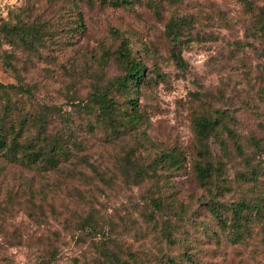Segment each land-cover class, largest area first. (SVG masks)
<instances>
[{
    "label": "rangeland",
    "instance_id": "obj_1",
    "mask_svg": "<svg viewBox=\"0 0 264 264\" xmlns=\"http://www.w3.org/2000/svg\"><path fill=\"white\" fill-rule=\"evenodd\" d=\"M171 18L185 20L177 39L166 29ZM22 20L40 35L29 47L0 31V80L24 82L32 100L62 108L52 127L73 132L96 170L80 163L79 174L41 177L0 158V264H105L111 251L124 257L127 248L148 258L185 250L194 264H264V205L232 242L204 202L212 194L224 204L262 194L264 203V179L252 185L239 177L250 164L264 166V0H0V26ZM121 37L152 78L137 93L147 118L138 143L145 147L133 135L107 140L98 130L87 132L86 113L76 105L92 83L120 72L105 55ZM3 51L15 70L5 66ZM215 108L230 114L233 133L219 131L224 151L210 139L225 177L219 181H227L211 194L192 171L190 118ZM172 145L185 153L180 168H158L137 184L125 173L121 157L130 147L148 159ZM30 184H42L48 197L39 208L31 207ZM149 196L166 208L147 203ZM88 213L107 231L104 245L102 232L80 226Z\"/></svg>",
    "mask_w": 264,
    "mask_h": 264
},
{
    "label": "trees",
    "instance_id": "obj_2",
    "mask_svg": "<svg viewBox=\"0 0 264 264\" xmlns=\"http://www.w3.org/2000/svg\"><path fill=\"white\" fill-rule=\"evenodd\" d=\"M101 3L120 5L129 0H99ZM248 3V0H242ZM154 2V1H153ZM77 20L80 30L83 29L82 18L77 12ZM181 19L183 17H180ZM184 19L178 22L174 18L166 22V29L173 39H177L180 26ZM0 31L12 42L18 41L29 47H34V41L39 37V30L35 24L3 23ZM3 61L7 68L15 70L10 61V56L3 51ZM111 60L120 69V72L109 76L104 81H96L91 84L90 90L80 103L76 104L80 110L86 113V131L98 130L107 140H115L121 135H133L134 143L144 146L139 138H145L146 132L143 126L146 121L144 110L139 107L137 93L140 84L150 82L151 75L144 72V63L137 57L128 44L125 37H121L113 50L105 55V59ZM264 99V88L261 90ZM32 88L24 82H3L0 80V158L6 162H13L30 170L33 175L48 177L51 174L63 173L75 175L81 172L77 164L86 163L91 169L96 170L92 163H88L87 155L81 152L82 142L69 129L61 131L52 127V117L62 108L53 103H42L32 100ZM67 114L61 117L68 119ZM230 117L222 110L215 108L195 112L191 115V127L193 132V148L195 156L191 162L192 171L196 182L214 193L218 187L225 185L227 181L222 176V168L217 164L210 149V139H216L221 150H225V144L219 131L231 135L233 129L228 126L225 118ZM145 147V146H144ZM238 147V145H236ZM138 147H135L137 149ZM238 149V148H237ZM139 149L134 153L130 147L122 155L125 173L134 177L135 184L147 177H153L156 169H178L185 161V153L179 146L172 145L156 150L148 159L139 158ZM248 174L239 172V177L249 181L252 185L264 179V166L248 165ZM154 180V179H153ZM220 185V186H219ZM30 204L32 208L41 207L47 197L42 184H30ZM221 193V192H218ZM262 194H256L253 198L241 197L228 204L214 199L213 194L204 202L215 222L225 233L230 241L235 242L242 238V233L248 225L261 217L264 203ZM172 199V198H171ZM51 200V198H50ZM153 202V206L166 208L161 205L159 199L148 197L147 203ZM50 208L52 203L48 202ZM150 205V204H149ZM151 206V205H150ZM168 208H172L171 202ZM86 214L80 226H92L91 229L103 231V226L96 220L87 218ZM166 227V225H164ZM107 231L100 234L102 245ZM162 237L169 239V243H175L176 238L169 236L168 230H164ZM98 241V240H97ZM161 250H156L160 252ZM108 263L105 264H194L191 253L185 250L173 253L160 252L154 257L148 258L139 254L135 248H127L124 257L111 251L108 255ZM47 264V263H43Z\"/></svg>",
    "mask_w": 264,
    "mask_h": 264
}]
</instances>
